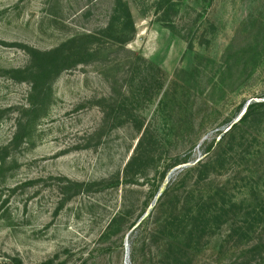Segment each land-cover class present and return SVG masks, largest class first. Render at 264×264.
Wrapping results in <instances>:
<instances>
[{
    "label": "rangeland",
    "instance_id": "obj_1",
    "mask_svg": "<svg viewBox=\"0 0 264 264\" xmlns=\"http://www.w3.org/2000/svg\"><path fill=\"white\" fill-rule=\"evenodd\" d=\"M0 264H264V0H0Z\"/></svg>",
    "mask_w": 264,
    "mask_h": 264
},
{
    "label": "trees",
    "instance_id": "obj_2",
    "mask_svg": "<svg viewBox=\"0 0 264 264\" xmlns=\"http://www.w3.org/2000/svg\"><path fill=\"white\" fill-rule=\"evenodd\" d=\"M119 9L122 12V16H121V12H118ZM120 19L122 20L121 22H119ZM118 24H121L120 28L116 27ZM133 34H134V26L132 23V17H131V13L129 11V8L125 3L120 2L119 5L114 9V17H113L112 21L110 22V26H108L107 29H105L104 31L95 33L93 35L85 34V35H80V36L74 37V38L70 39L66 44L78 41V40H80L79 38H82V36H88V37L93 36L94 39H98V40L104 39L107 43L116 44L122 48L127 42H129L131 40ZM65 46L66 45L64 44V45L56 48L54 50V52H56L57 55L63 56L64 55L63 48ZM48 54H51V53H46L45 55H48ZM52 64H53V62H52ZM46 67H47L46 64H42L41 65L42 69H40V71L41 72L45 71ZM260 104L261 103H259V102L248 103V105L245 107V110H244V113L242 114V116L236 122L231 123L227 127V130L222 134V136L219 138V140L223 136L229 134L232 131V129L237 125V123L248 118L251 115L253 108L255 106H260ZM232 148H233V144L229 143L228 145H226V148H224V151L228 150V149L231 150ZM179 163L180 162H178L176 164H179ZM194 165L201 166V165H205V164L201 160H198ZM201 173L205 174V172H201ZM120 216H123V213H119L116 218H120ZM143 220H144V217H142L137 223L133 222L128 228L132 229V231L134 229H138V231H139V228H140Z\"/></svg>",
    "mask_w": 264,
    "mask_h": 264
}]
</instances>
